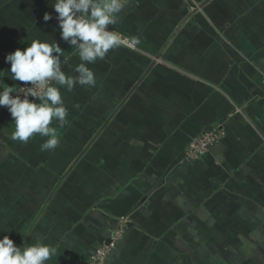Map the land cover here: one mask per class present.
I'll return each instance as SVG.
<instances>
[{
	"label": "crops",
	"instance_id": "crops-1",
	"mask_svg": "<svg viewBox=\"0 0 264 264\" xmlns=\"http://www.w3.org/2000/svg\"><path fill=\"white\" fill-rule=\"evenodd\" d=\"M195 1L198 11L184 0H128L118 23L109 25L128 43L88 64L99 89L87 86L91 92L86 95L109 98L102 113L113 110L119 117L127 113L133 119L127 126L135 137L128 142L134 155L131 175L126 171L129 179L140 177L152 185L148 198L157 187V176L162 174L158 181L162 185L167 178L175 179L181 183L176 189L183 196V190L190 194L183 226L196 225L191 217L201 202L218 210L219 219L193 218L197 226L225 228L223 235L206 229L213 251L220 252V264H264V0ZM53 3L0 0V83L5 80L16 88L22 84L11 80L5 56L29 46L33 39L58 40L65 53L62 62L67 60L62 71L78 75L74 71L80 63L78 54L59 40V30L53 28L57 21H43L45 12L56 15ZM80 90L77 84L68 92ZM60 91L72 95L64 88ZM130 100L136 103L133 109L126 105ZM8 115H4L0 141L11 138L14 121ZM125 122L118 119L121 131L128 130ZM212 129L225 131L221 158L209 151L187 160L188 142ZM123 146L120 152L125 159ZM123 159L118 157L117 162ZM9 186V193L18 199L20 193ZM175 196L179 198V193ZM208 197L215 198L212 204L203 201ZM69 199L64 205L55 201L40 206L35 213V204L7 201L0 207V239L9 235L17 246L39 239L56 247V255L45 264H87L111 238L117 217L97 207L94 215L102 219L101 227L87 223V218L73 221L71 212L80 210ZM115 254L110 252L107 264H114Z\"/></svg>",
	"mask_w": 264,
	"mask_h": 264
},
{
	"label": "rangeland",
	"instance_id": "rangeland-1",
	"mask_svg": "<svg viewBox=\"0 0 264 264\" xmlns=\"http://www.w3.org/2000/svg\"><path fill=\"white\" fill-rule=\"evenodd\" d=\"M81 89L75 93L67 91L72 94L70 96L62 95L68 109V123L59 128L60 144L54 150L42 151L41 144L47 137L37 134L27 143L11 138L0 141V207L4 208L7 201L17 202L19 199L29 205L35 204V213L40 206L46 207L55 201L64 205L65 202L69 203L70 198L71 204L80 210L71 212L75 214L73 221L87 218V223L102 226V219L94 215L98 213L97 201L103 196L114 195L129 180L126 170L130 171L134 156L130 153L132 147L128 144L135 139L129 128L133 119L131 116L127 117V113L119 117L113 110L102 113L109 98L89 97L86 95L91 92L88 87L81 86ZM76 94L79 96H75ZM127 104L133 109L136 103L133 104L130 100ZM7 114L10 116L7 108L4 107L3 110L0 107L2 133L5 127L4 115ZM118 119L126 121L124 126L128 130H120ZM53 122V126L58 127V123L55 120ZM13 130L14 126L10 132ZM121 145H124L122 150L127 154L125 159L120 152ZM118 157L123 160L117 162ZM123 161L127 168L125 170L122 167ZM161 177L162 174L157 176V187L145 202L138 203L137 208L125 218H115L114 226L112 225L114 229L109 233L114 240L110 252L118 255L112 257L114 264H220V252L215 249L216 254L214 253L213 243L209 241L206 229L212 228L217 235H223L225 228L217 230L212 225L197 226L198 222L193 218L195 216L197 219L203 217L205 220H212L216 216L219 219L218 210L213 209L212 205L203 207L204 202H201L195 206L191 217L196 225L189 223L183 226L181 218L183 210L189 205L186 199L190 194L187 195V191L183 190V196L175 186L181 183L175 179L170 182L167 178L164 185L158 184ZM8 186L20 193L18 199L9 193ZM178 193L179 198L175 196ZM191 198L194 199V196ZM207 199L212 204L215 198L208 197L203 201ZM32 213L29 210L28 217H32ZM237 254L239 251L234 252V255ZM109 255L110 253L105 264ZM232 258L236 260L235 257Z\"/></svg>",
	"mask_w": 264,
	"mask_h": 264
},
{
	"label": "clouds",
	"instance_id": "clouds-1",
	"mask_svg": "<svg viewBox=\"0 0 264 264\" xmlns=\"http://www.w3.org/2000/svg\"><path fill=\"white\" fill-rule=\"evenodd\" d=\"M127 2L54 0L52 9L56 15L44 13L43 21L55 19L57 24L53 28L59 30V40L67 42L78 54L80 63L74 69L78 75L62 71L61 57L65 53L58 40L49 43L33 39L29 46L5 56V63H10L11 80L22 82L19 89L5 80L0 83V107H6L14 121L12 140L27 143L39 134L47 137L41 144L42 151L58 147L59 128L68 123V109L60 89L71 91L77 84L96 86L94 71L88 64L103 60L109 50L122 44L121 33L109 30V25L118 23V14ZM54 120L58 127L50 126ZM56 253V247L39 239L27 246H17L9 235L0 239V264H45Z\"/></svg>",
	"mask_w": 264,
	"mask_h": 264
},
{
	"label": "water",
	"instance_id": "water-1",
	"mask_svg": "<svg viewBox=\"0 0 264 264\" xmlns=\"http://www.w3.org/2000/svg\"><path fill=\"white\" fill-rule=\"evenodd\" d=\"M31 99V98H30ZM224 144L218 142L210 147V151L220 159L223 153ZM152 185L140 178L133 177L119 189L113 196L102 197L97 202V207L111 216L124 218L128 216L138 203H143L148 198V191ZM111 238L106 240L110 244Z\"/></svg>",
	"mask_w": 264,
	"mask_h": 264
},
{
	"label": "built area",
	"instance_id": "built-area-1",
	"mask_svg": "<svg viewBox=\"0 0 264 264\" xmlns=\"http://www.w3.org/2000/svg\"><path fill=\"white\" fill-rule=\"evenodd\" d=\"M185 2H189L192 9H197L199 5L195 0H184ZM122 42L128 43L126 38L122 37ZM65 63L62 62L61 69ZM20 88L17 87V89ZM15 95V94H13ZM225 135V131L223 129H212L203 132L200 136L195 137L190 140L185 148V158L187 160H197L201 158L203 155L210 151V147L214 144L220 142ZM114 245V240L111 238L110 244H102L98 247L93 254L90 256L87 264H105L106 258L110 253L111 247Z\"/></svg>",
	"mask_w": 264,
	"mask_h": 264
},
{
	"label": "trees",
	"instance_id": "trees-1",
	"mask_svg": "<svg viewBox=\"0 0 264 264\" xmlns=\"http://www.w3.org/2000/svg\"><path fill=\"white\" fill-rule=\"evenodd\" d=\"M112 217V216H111Z\"/></svg>",
	"mask_w": 264,
	"mask_h": 264
}]
</instances>
